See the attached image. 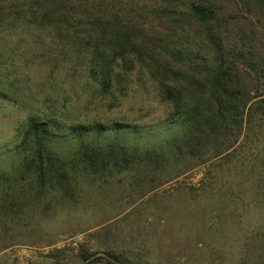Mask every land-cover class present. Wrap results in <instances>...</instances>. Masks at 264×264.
<instances>
[{
	"label": "rangeland",
	"instance_id": "1",
	"mask_svg": "<svg viewBox=\"0 0 264 264\" xmlns=\"http://www.w3.org/2000/svg\"><path fill=\"white\" fill-rule=\"evenodd\" d=\"M65 1L66 26L0 24V264H264V0ZM120 30L139 55L92 71ZM219 69L232 116L186 138L165 91L202 114ZM31 120L66 163L45 177L24 160ZM113 123L131 129L88 165L67 129Z\"/></svg>",
	"mask_w": 264,
	"mask_h": 264
},
{
	"label": "trees",
	"instance_id": "2",
	"mask_svg": "<svg viewBox=\"0 0 264 264\" xmlns=\"http://www.w3.org/2000/svg\"><path fill=\"white\" fill-rule=\"evenodd\" d=\"M4 0H0V24L8 23L13 26L28 25L35 26V28H54L66 26L68 19L79 18L78 13H72L67 8V1L65 0H13L14 5H3ZM8 7V13L5 8ZM193 10L201 15L203 18H209L213 16V12L209 8L194 6ZM89 17V16H88ZM90 16L89 19H92ZM120 18L117 17V20ZM94 26L99 27L98 22L103 23L104 20H100L97 17L94 18ZM98 21V22H97ZM114 43L118 46L112 58L108 53L100 46H97L93 52L92 62L93 70L100 71L102 75L109 73L110 64L116 62L117 59H125L130 53H137L139 55V47L134 44L133 35L126 31H117L112 34ZM222 69V68H221ZM231 78L220 69L217 72L211 74L208 78V85L211 87V96L208 100V109H205L201 114L199 107L190 108L185 103V98L182 94H175L172 87L167 88L165 95L169 101L174 103L177 114L178 124L185 129V137L190 134L200 137L201 135L214 134L218 132L228 118L232 116L230 108H228L229 101L233 94L230 91ZM211 113L215 117V121L211 118ZM212 122L214 124H212ZM52 122H42L31 120L29 123L23 145V150L28 151L29 154L25 157V163L34 166L37 173L45 174L47 170L52 172L59 166L66 164L58 156L55 148L56 142L54 139L59 137L57 132L52 131L50 126ZM58 127V126H57ZM131 129L130 126L122 123H113L110 125L105 124H93L89 126H73L67 129V136L72 140H77L84 148L83 158L88 161V165L91 164L90 160L94 162V153L97 152V147H94L95 138L100 139L109 134H121ZM117 147L125 150L124 146H120L116 143ZM111 147V146H110ZM114 149V146L109 148ZM93 151V154L91 152ZM118 261L117 258L112 257L109 259V263L113 264Z\"/></svg>",
	"mask_w": 264,
	"mask_h": 264
}]
</instances>
